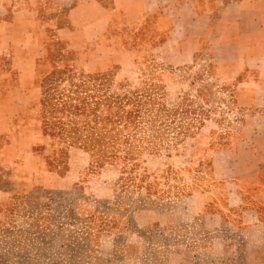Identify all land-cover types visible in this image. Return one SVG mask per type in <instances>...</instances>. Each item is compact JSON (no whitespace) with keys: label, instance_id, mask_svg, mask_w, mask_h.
<instances>
[{"label":"rangeland","instance_id":"rangeland-1","mask_svg":"<svg viewBox=\"0 0 264 264\" xmlns=\"http://www.w3.org/2000/svg\"><path fill=\"white\" fill-rule=\"evenodd\" d=\"M78 4L0 0V264H264V231L214 222L261 111Z\"/></svg>","mask_w":264,"mask_h":264},{"label":"crops","instance_id":"crops-1","mask_svg":"<svg viewBox=\"0 0 264 264\" xmlns=\"http://www.w3.org/2000/svg\"><path fill=\"white\" fill-rule=\"evenodd\" d=\"M74 13L92 16L90 34L126 21L136 32L147 27L154 34L149 40H157L158 53L170 64L181 66L208 52L238 105L261 111L244 124V133L251 134L245 138L255 145L245 152L248 175L232 183L227 196L238 207L226 206L228 217L221 211L214 222L235 215L247 228L264 231V0H79Z\"/></svg>","mask_w":264,"mask_h":264}]
</instances>
